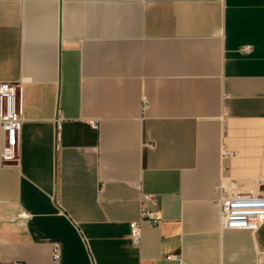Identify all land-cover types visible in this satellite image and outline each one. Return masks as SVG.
<instances>
[{"label": "crops", "instance_id": "obj_1", "mask_svg": "<svg viewBox=\"0 0 264 264\" xmlns=\"http://www.w3.org/2000/svg\"><path fill=\"white\" fill-rule=\"evenodd\" d=\"M0 82L22 100L0 264L264 259V221L217 205L264 194V0H0ZM140 193L160 223L135 244Z\"/></svg>", "mask_w": 264, "mask_h": 264}, {"label": "built area", "instance_id": "obj_2", "mask_svg": "<svg viewBox=\"0 0 264 264\" xmlns=\"http://www.w3.org/2000/svg\"><path fill=\"white\" fill-rule=\"evenodd\" d=\"M249 45H244L240 50L246 52ZM21 85L19 82H0V126L4 134L1 160L10 162L16 159L18 136L22 123ZM90 124L95 126V122ZM152 201V196L140 193L138 218L129 222V236L138 244L141 236V225L148 222L152 226L160 223V218L147 206ZM221 226L234 230H256L264 221V194H239L222 192L217 200ZM51 256L59 258V246L52 244ZM167 260L177 259L179 256L167 255ZM256 264H264V259L258 254Z\"/></svg>", "mask_w": 264, "mask_h": 264}]
</instances>
